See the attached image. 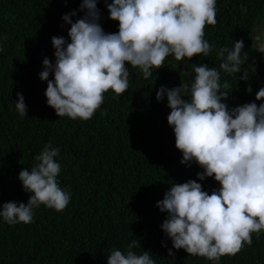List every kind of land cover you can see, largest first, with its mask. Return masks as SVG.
Masks as SVG:
<instances>
[{"label":"trees","instance_id":"obj_1","mask_svg":"<svg viewBox=\"0 0 264 264\" xmlns=\"http://www.w3.org/2000/svg\"><path fill=\"white\" fill-rule=\"evenodd\" d=\"M240 1L0 0V264H264V57ZM197 16L219 17L210 48L179 35ZM84 204L133 235L115 261Z\"/></svg>","mask_w":264,"mask_h":264},{"label":"clouds","instance_id":"obj_2","mask_svg":"<svg viewBox=\"0 0 264 264\" xmlns=\"http://www.w3.org/2000/svg\"><path fill=\"white\" fill-rule=\"evenodd\" d=\"M240 3H243V1H240ZM247 7H250V5L244 6V12L241 15L243 19L245 17V19L247 20L260 21L261 16L259 15L258 17H256L253 12L252 14H250V11L247 10ZM218 20L219 17L197 16L195 17V19L191 20L190 24H188L179 31V35L190 36L191 43L195 46L196 49L210 48L214 46V44L211 42V40L208 37V31L218 25ZM132 31L133 29L127 30L128 33H132ZM132 34L138 37L139 39L132 37V35L130 34L126 39L125 44H127L133 50L142 49L143 51H145V48L147 49V45H148L147 41L144 40V38L137 33H132ZM240 38L236 39L230 46L226 47L225 49L236 48L238 46ZM247 39L250 41V46L254 48L257 53L263 54V49L260 47L259 40L257 39V37H254L249 32L247 34ZM144 54L145 52H140L139 56L145 57ZM114 85L115 83L112 85L106 82L103 86H101L102 95L107 98L111 90L113 89ZM263 193L264 190H262L261 186L257 188H253V190L250 192L251 194L250 200H252V202L255 205L258 204L259 206L260 204L259 198ZM218 198L225 201V199L222 197H218ZM235 203L236 201L229 202V205H227L232 212L233 209L235 210ZM70 207L71 205L68 204L64 205L61 208L60 213L61 214L65 213L66 211L69 210ZM97 207L98 205H95L93 207H88L85 204L83 205L82 209L88 217V222L86 224H82L83 226L86 225V228L84 229V236L89 240L94 241L95 245L99 243L106 246L108 250L105 251L104 254H113V257L109 259L115 261L114 254L124 253L131 248L132 244L134 243L132 242L133 235L127 233L124 226L121 224L120 216L118 215V213L110 211L105 207L104 208H97ZM237 213L244 214L242 210L238 211ZM258 237L259 236H257L256 238ZM96 258H92L90 261H93ZM148 264L151 263L149 262Z\"/></svg>","mask_w":264,"mask_h":264},{"label":"flooded vegetation","instance_id":"obj_3","mask_svg":"<svg viewBox=\"0 0 264 264\" xmlns=\"http://www.w3.org/2000/svg\"><path fill=\"white\" fill-rule=\"evenodd\" d=\"M242 1H243L242 6H246V5L251 6L252 4L264 5V0H247V3L244 0ZM260 16H261V20L253 24V27H251L250 29V34L253 35L254 37H257V39L259 40V45L263 49V55H264V10L260 14ZM242 21L247 27H250L251 23L247 19H245V17Z\"/></svg>","mask_w":264,"mask_h":264}]
</instances>
